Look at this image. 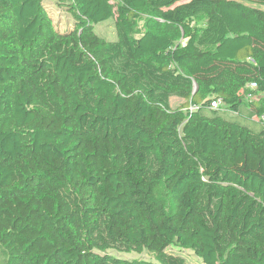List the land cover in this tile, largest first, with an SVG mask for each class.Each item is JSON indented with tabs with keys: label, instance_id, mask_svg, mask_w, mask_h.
<instances>
[{
	"label": "trees",
	"instance_id": "16d2710c",
	"mask_svg": "<svg viewBox=\"0 0 264 264\" xmlns=\"http://www.w3.org/2000/svg\"><path fill=\"white\" fill-rule=\"evenodd\" d=\"M55 4L0 0V264H264V0Z\"/></svg>",
	"mask_w": 264,
	"mask_h": 264
},
{
	"label": "rangeland",
	"instance_id": "374dc122",
	"mask_svg": "<svg viewBox=\"0 0 264 264\" xmlns=\"http://www.w3.org/2000/svg\"><path fill=\"white\" fill-rule=\"evenodd\" d=\"M44 3L46 7L48 8L49 12L51 13L54 22L58 25L60 29H64L66 27L71 26V18L68 14H66L64 11L58 9L57 6H55V0H44ZM97 30L100 32H106L109 35H112L111 39H115V35L112 34L111 27L110 25H105L102 24L97 27ZM259 97V96H258ZM256 99H262L264 101V94L260 95L259 98ZM170 105L172 107L177 106L180 102L181 99L179 98H172L170 99ZM167 252L173 253V254H180L182 257H184L185 264H202L201 260L195 256V254L188 249H178L174 246H170L167 248ZM109 253L113 254L116 257L119 258H126V259H133V260H147L151 261L154 263H157L156 260L154 259V256L147 251H143L141 253H135V252H118L115 250H110Z\"/></svg>",
	"mask_w": 264,
	"mask_h": 264
},
{
	"label": "built area",
	"instance_id": "2783aa9c",
	"mask_svg": "<svg viewBox=\"0 0 264 264\" xmlns=\"http://www.w3.org/2000/svg\"><path fill=\"white\" fill-rule=\"evenodd\" d=\"M248 88L250 90L255 89L256 88V84L255 83H250V84H248ZM246 98H253V94L252 93H247ZM218 103H219V101H216V100L215 101H212L210 103V106L212 108H216L218 106ZM191 109H192V107H191ZM261 119H264V115L261 116Z\"/></svg>",
	"mask_w": 264,
	"mask_h": 264
}]
</instances>
